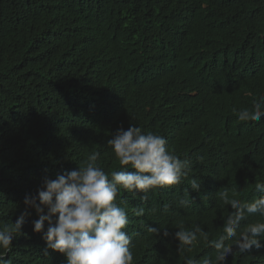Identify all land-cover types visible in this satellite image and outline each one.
<instances>
[{"label":"trees","instance_id":"trees-1","mask_svg":"<svg viewBox=\"0 0 264 264\" xmlns=\"http://www.w3.org/2000/svg\"><path fill=\"white\" fill-rule=\"evenodd\" d=\"M262 96L264 0H0V227L15 223L25 195L45 177L85 166L94 152L106 173L120 170L107 141L135 125L164 136L191 171L146 201L120 190L133 264H218L202 236L180 247L174 233L199 224L218 239L233 212L218 193L227 187L241 201L257 197L264 117L244 122L238 113ZM182 198L192 203L180 207ZM30 211L6 258L66 264L64 254L44 253ZM256 222L264 216H249L240 230ZM263 260L264 246L244 253L234 246L225 264Z\"/></svg>","mask_w":264,"mask_h":264},{"label":"clouds","instance_id":"clouds-1","mask_svg":"<svg viewBox=\"0 0 264 264\" xmlns=\"http://www.w3.org/2000/svg\"><path fill=\"white\" fill-rule=\"evenodd\" d=\"M261 117H264V96L254 102L252 110L244 108L238 113V119L244 122L259 121ZM107 143L121 169L106 173L95 163L100 153L94 152L85 166L59 174L55 179L45 177L36 194L25 195V209L15 223L11 227H0V249L3 250L0 264H11L6 254L11 252L14 236L21 233L26 217L31 215L30 209L38 215V219L32 221L33 231L41 234L45 241L46 255L49 249L62 253L66 264H133L132 236L125 230L129 223L128 212L117 202L120 190L133 196L142 194L141 200L146 201L150 191L180 184L188 177L191 165L168 149L164 136L145 133L135 125L127 130L117 129ZM190 188L199 192L201 183L193 178ZM254 191L257 197L245 202L235 198L234 193L230 195V189L225 187L218 197L230 205L233 212L225 220L223 234L210 240L199 224L193 229L181 227L174 233L179 246H191L199 234L216 249L218 264H225L234 246L241 253L264 246L261 244L264 222L250 223L240 230L241 222L249 216H264V182H256ZM191 203L187 198L179 200L180 207ZM132 211L137 216L145 213L143 207ZM149 231L159 236L161 229L149 227ZM163 235L168 236V231L164 230ZM233 239L234 245L225 243ZM187 264L198 262L188 260ZM203 264H211V261L204 259Z\"/></svg>","mask_w":264,"mask_h":264}]
</instances>
